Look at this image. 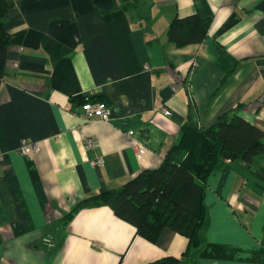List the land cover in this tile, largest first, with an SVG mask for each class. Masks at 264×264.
I'll return each instance as SVG.
<instances>
[{
    "label": "crops",
    "instance_id": "obj_1",
    "mask_svg": "<svg viewBox=\"0 0 264 264\" xmlns=\"http://www.w3.org/2000/svg\"><path fill=\"white\" fill-rule=\"evenodd\" d=\"M4 3L0 264H155L187 250L181 264H264V156L226 159L203 182L202 248L170 227L152 242L107 205L69 216L160 167L184 125L208 128L243 102L240 115L264 130V0ZM191 15L210 29L180 46L168 29ZM84 98L106 101L110 120H84ZM24 138L40 150L21 154Z\"/></svg>",
    "mask_w": 264,
    "mask_h": 264
},
{
    "label": "trees",
    "instance_id": "obj_2",
    "mask_svg": "<svg viewBox=\"0 0 264 264\" xmlns=\"http://www.w3.org/2000/svg\"><path fill=\"white\" fill-rule=\"evenodd\" d=\"M6 10L4 0H0V84L7 73L10 42ZM210 25L209 19L198 15L175 17L168 37L180 46L198 43L205 39ZM88 100L91 99L84 98L83 103ZM243 106V102L239 103L223 113L208 128L184 125L166 150L160 167L142 170L118 189L87 197L69 216L83 207L107 205L152 242L165 227H170L188 237V249L202 248L206 223L203 182L226 159L253 164L264 156V130L240 115ZM187 251L182 258L189 255ZM182 258L169 256L155 264H181Z\"/></svg>",
    "mask_w": 264,
    "mask_h": 264
},
{
    "label": "built area",
    "instance_id": "obj_3",
    "mask_svg": "<svg viewBox=\"0 0 264 264\" xmlns=\"http://www.w3.org/2000/svg\"><path fill=\"white\" fill-rule=\"evenodd\" d=\"M82 109L83 112L81 113V116L84 120H90L94 117L100 118L102 120H110L111 118L112 109L110 105L103 100H99V101L88 100L87 102L83 103ZM165 113L170 114V111L166 110ZM130 134H133V131H130ZM94 145H96L95 139H89L88 146H94ZM133 145L137 152V155L141 157L145 153L144 146L138 142H135ZM39 150H40V146L37 142H34L28 138L22 139L20 145L21 154L30 155L32 153L38 152ZM96 162H99V160L94 161V163Z\"/></svg>",
    "mask_w": 264,
    "mask_h": 264
}]
</instances>
